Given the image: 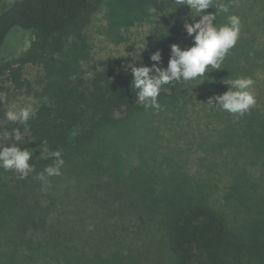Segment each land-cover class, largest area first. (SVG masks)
Here are the masks:
<instances>
[{
  "label": "rangeland",
  "instance_id": "374dc122",
  "mask_svg": "<svg viewBox=\"0 0 264 264\" xmlns=\"http://www.w3.org/2000/svg\"><path fill=\"white\" fill-rule=\"evenodd\" d=\"M11 1L0 0V10ZM130 1L98 0L84 26L67 37L65 51L74 52L78 60L69 59L65 52L62 61L79 66L78 73H88L100 61L118 67L124 59L141 61L147 53L152 17L136 15ZM219 2L229 3L230 11L242 19L240 39L221 69L206 73L199 85L181 84L174 98L159 100L158 111L139 103L140 108L127 117L114 113L111 123L95 132L64 164L63 174L49 178L61 198L55 208L70 220H75L79 215L75 210L80 208L87 231L105 226L108 234L104 237L114 241L105 247L97 239L96 251L101 254L97 261L84 256L80 264H103L108 255L109 264H173L175 257L166 246L168 200L183 193L225 218L234 239L243 242L242 254H238L242 264H264L258 253L264 238V0ZM224 22L226 14L221 13L217 24ZM33 38L30 30L11 28L0 47V61L19 56ZM237 76L256 81L257 104L249 113L239 117L206 105L209 97L227 91L224 80ZM23 78L29 86L16 89L0 77V94L6 96L0 112L13 104L17 109L32 102L34 109L39 106L50 76L41 66L27 64ZM40 185L35 190H41ZM116 192L137 214L118 219L108 210L109 200L118 205L121 199ZM14 240L0 220V260L4 264L11 252L17 259L14 264L76 263L72 255L57 253L30 258L27 246H17ZM17 248L26 253L16 252ZM86 251L92 252L90 248Z\"/></svg>",
  "mask_w": 264,
  "mask_h": 264
},
{
  "label": "trees",
  "instance_id": "16d2710c",
  "mask_svg": "<svg viewBox=\"0 0 264 264\" xmlns=\"http://www.w3.org/2000/svg\"><path fill=\"white\" fill-rule=\"evenodd\" d=\"M97 1L12 0L0 10V47L5 44L6 36L13 27L30 30L34 35L29 47L19 56L0 61V77H5L16 89L28 87L29 83L23 78V67L27 64L41 66L50 76L27 130L19 123L7 122L4 112H0V130L20 128L24 134L20 146L33 150L29 164L35 165V172L28 178L19 180L14 172L0 169V220L15 239V245L27 246L30 258L46 257L49 253L52 256L72 255L76 261L74 264H80L84 256L93 257L95 259L91 260L96 262V256L101 255L96 251V240L99 239L105 247L109 243L114 244L113 240L104 237L108 234L105 226L96 225L92 233L87 231L86 225L81 222L80 208L75 210L79 213L75 220H70L66 213L55 208L61 198L55 194L54 186L47 190H35L34 186L41 184L35 178L36 174L52 163L39 157L41 142L47 141L49 151L60 150L66 163L92 139L95 132L111 123L114 113L123 112L127 117L140 108L137 90L130 86L132 75L129 64L150 66L153 63L151 54L159 50L160 66L166 67L172 44L185 49L192 43L184 24L191 22L195 16L187 6L177 7L174 0H131L130 4L137 9V12L134 10L136 15L152 17L146 55L135 63L124 59L119 67L100 61L93 64L88 73H78L79 66L62 61L61 57L65 52L69 53L65 51L67 37L84 26ZM206 11L213 12L214 9ZM69 54V59L78 60L74 52ZM180 85L163 86L158 100L165 96L174 98ZM40 186L42 188V184ZM116 194L117 199L121 197L118 205L109 200L107 206L116 218L137 214L135 209L127 206L123 195ZM168 203L166 246L175 257L173 264H242L238 254H242L239 248H242L243 242L234 239L220 213L184 193L169 197ZM96 235L99 238H95ZM101 237L104 238L102 241ZM260 244L258 253L264 258V238ZM87 248L92 250L91 254H86ZM16 252L26 253L18 248ZM8 255L10 258L6 259V264H14L17 260L15 254L11 252ZM109 258L110 255L105 256L102 263H111ZM53 259L57 260L56 257ZM0 264H4L2 259Z\"/></svg>",
  "mask_w": 264,
  "mask_h": 264
},
{
  "label": "clouds",
  "instance_id": "9594fccd",
  "mask_svg": "<svg viewBox=\"0 0 264 264\" xmlns=\"http://www.w3.org/2000/svg\"><path fill=\"white\" fill-rule=\"evenodd\" d=\"M174 2L177 7L187 6L190 13L195 16L191 22L184 24L186 33L192 37V43L185 49L172 44L166 67L160 66L159 50L151 54L150 60L153 63L150 66L128 65L132 75L130 86L137 90V101L142 103L145 109L157 111L161 109L158 97L163 86L191 82H196V86L207 78L206 73L221 69L225 58L241 36L242 19L230 11L229 3L219 2V0H174ZM208 9H214V11L207 12ZM221 13L226 14V22L217 24V16ZM144 47L145 45L143 49ZM249 55L252 56L254 53L250 52ZM223 83L228 86L227 91L209 97L207 106L218 107L222 111L239 117H243L256 106L257 99L253 91L256 81L251 76H237L224 80ZM5 101L6 96L0 94V104L5 105ZM33 103L18 109L13 104L5 111L4 119L7 122L19 123L27 130L29 121L35 115ZM23 138L24 134L18 127L12 128L11 131L0 130V169L5 172H14L19 180H24L35 172V165L29 164V160L33 158V150L20 146ZM7 141L12 143H6ZM41 144L42 150L39 157L49 159L52 163L46 165L35 178L41 182L42 190H46L51 187L49 178L63 174L65 160L60 150H48L46 140Z\"/></svg>",
  "mask_w": 264,
  "mask_h": 264
}]
</instances>
